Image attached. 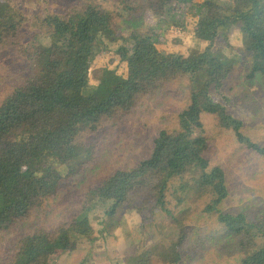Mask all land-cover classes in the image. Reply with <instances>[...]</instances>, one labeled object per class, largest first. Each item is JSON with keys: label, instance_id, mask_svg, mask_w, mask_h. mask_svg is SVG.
Segmentation results:
<instances>
[{"label": "trees", "instance_id": "1", "mask_svg": "<svg viewBox=\"0 0 264 264\" xmlns=\"http://www.w3.org/2000/svg\"><path fill=\"white\" fill-rule=\"evenodd\" d=\"M1 1L0 264H51L90 239L94 199L111 216L189 204L170 247L135 264H264V225L244 214L264 213V123L244 129L264 118V0ZM196 2L188 53L161 55L155 18ZM104 38L124 72L91 86Z\"/></svg>", "mask_w": 264, "mask_h": 264}, {"label": "rangeland", "instance_id": "2", "mask_svg": "<svg viewBox=\"0 0 264 264\" xmlns=\"http://www.w3.org/2000/svg\"><path fill=\"white\" fill-rule=\"evenodd\" d=\"M220 4H227L223 0H213ZM41 5V0H24L23 6L32 12ZM5 8L4 1L0 2V9ZM204 11L198 2L189 7L175 6L172 15L167 19L155 18L154 26L156 37L154 43L157 51L163 55L168 53L187 54L193 42L191 35L194 32L198 15ZM98 42L94 50L93 62L90 67V84H96L101 78L104 69L117 68L124 72V63L116 54V44L106 41ZM110 43V44H107ZM107 44V45H106ZM233 52L225 50L223 55L230 56ZM41 66L40 61H37ZM245 131L252 137L261 134L264 118L255 117L245 119ZM73 162L65 164L71 165ZM2 201L8 198L12 191L8 184L1 187ZM146 199L134 205L124 207L121 212L108 214L106 202L94 199L92 202L91 238L78 239L75 248L71 251L58 252L51 259V264H135L141 253L150 249L160 251L167 249L174 242L182 217V211L189 204L180 207H171L174 219L167 216L164 211L154 205L153 201ZM248 205L244 207L247 223L264 225V213L259 218L250 216ZM256 211V210H255ZM264 211V210H263ZM184 219V218H183ZM182 219V224H184Z\"/></svg>", "mask_w": 264, "mask_h": 264}, {"label": "crops", "instance_id": "3", "mask_svg": "<svg viewBox=\"0 0 264 264\" xmlns=\"http://www.w3.org/2000/svg\"><path fill=\"white\" fill-rule=\"evenodd\" d=\"M211 1H213V0H211ZM225 1L227 2V0H223V2H225ZM213 2H215V1H213ZM216 3H217V2H216Z\"/></svg>", "mask_w": 264, "mask_h": 264}]
</instances>
